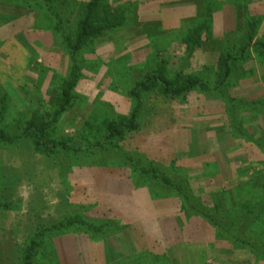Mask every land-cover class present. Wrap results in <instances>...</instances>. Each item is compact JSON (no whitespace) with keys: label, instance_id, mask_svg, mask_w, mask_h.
<instances>
[{"label":"rangeland","instance_id":"1","mask_svg":"<svg viewBox=\"0 0 264 264\" xmlns=\"http://www.w3.org/2000/svg\"><path fill=\"white\" fill-rule=\"evenodd\" d=\"M90 1L53 0L64 32L74 34ZM105 5L125 10L124 26L71 55L39 0H0V87L11 102L9 118L35 112L38 104L52 114L63 83L76 70L74 102L51 135L82 149L63 155L70 165L64 174L28 140L0 146V264L22 263L37 223L47 227L75 214L96 225L109 223L117 230L121 225L123 231L100 240L82 231L47 232L38 264H264L202 221H187L177 198L153 199L147 187H136V175L109 160V147L101 154L88 149L105 138L110 120L129 118L140 103L141 130L112 144L174 165L209 206L235 211L227 195L243 192L236 186L251 179L264 180V156L233 137L224 101L194 91L187 103L157 92H143L139 102L131 91L164 58L171 77L182 72L214 85L219 54L229 40L241 42L247 21L257 22L255 36L264 39V0H108ZM196 30L202 32L198 48L190 42ZM241 70L245 77L233 96L264 101V61L254 57ZM243 120L245 130L264 141V115L249 113ZM225 191L223 207L218 195Z\"/></svg>","mask_w":264,"mask_h":264},{"label":"trees","instance_id":"2","mask_svg":"<svg viewBox=\"0 0 264 264\" xmlns=\"http://www.w3.org/2000/svg\"><path fill=\"white\" fill-rule=\"evenodd\" d=\"M107 1L91 0L86 4L84 16L77 24L74 34L63 31L60 14L56 12L53 0H39V4L43 12L54 18L56 32L62 35L63 45L68 48L71 55H75L92 39L102 37L110 30L124 26L126 22L125 10L110 9L105 5ZM256 29L257 22L255 20L247 21L241 34L243 37L241 42L237 41L238 39L228 41V46L217 59L214 85H209L194 75L183 76L182 72L171 77L169 60L164 58L156 69L141 76L137 86L132 89L131 95L140 102L143 92L146 94L157 92L168 100L187 103L189 94L194 91L206 97H209L208 93H214V96L224 101L225 116L233 137L252 145L260 150L261 157L264 156V141L250 135L243 125L246 114L264 115V101L237 99L232 94L233 89L245 77L241 66L254 57L257 61H264V39L256 38ZM190 42L192 43L191 47L198 48L202 42V32L194 31ZM76 77V70H74L72 78L63 83L52 114L43 112L42 106L38 104L35 112L14 113L9 118L11 102L7 92L0 87V146L15 147L28 140L34 152L53 158L57 161L61 172L65 171L64 174H66L70 165L64 161L63 155L66 157L67 155L75 156L82 149L75 148L68 140L54 139L51 131L74 102ZM141 107L142 105L138 103L131 116L125 120H110L107 123L105 138L89 146L88 149L93 150V153L101 154L102 149L109 147V160L122 163L127 169L129 168L136 175V187H147L153 199L170 196L177 198L180 214L187 221H202L211 228L218 238L247 249L257 259L264 262V180L251 179L236 186V189H242L243 192L238 191L227 195L228 198H233L231 201H235V211L231 208L222 211L223 209L217 203H215L216 207L209 206L200 195L195 193L189 176L174 165H164L149 159L143 153L129 152L112 144L113 141L123 139L127 134L141 130L143 123ZM87 154L86 156H88ZM102 159L100 156L99 160L103 161ZM256 175H259V171L255 172ZM225 193L228 191L220 192L218 195L222 197L220 202L223 207ZM4 207L9 208L7 204H4ZM119 227L121 230L113 229L109 223L96 225L77 214L54 220L47 227L39 222L36 224L34 233L29 236L21 264H38V257L40 250L44 247L47 232L82 231L91 239L100 240L122 232L123 227L121 225Z\"/></svg>","mask_w":264,"mask_h":264}]
</instances>
